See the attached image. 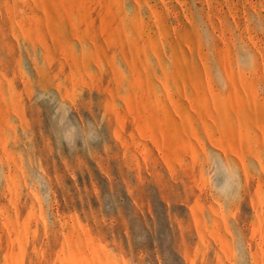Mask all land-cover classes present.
<instances>
[{"label":"rangeland","instance_id":"rangeland-1","mask_svg":"<svg viewBox=\"0 0 264 264\" xmlns=\"http://www.w3.org/2000/svg\"><path fill=\"white\" fill-rule=\"evenodd\" d=\"M0 264H264V0H0Z\"/></svg>","mask_w":264,"mask_h":264}]
</instances>
